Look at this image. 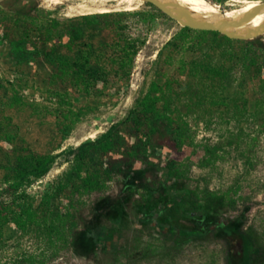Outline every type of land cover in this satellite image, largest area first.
<instances>
[{"label": "rangeland", "instance_id": "1", "mask_svg": "<svg viewBox=\"0 0 264 264\" xmlns=\"http://www.w3.org/2000/svg\"><path fill=\"white\" fill-rule=\"evenodd\" d=\"M89 1L0 0V187L18 148L54 153L48 174L28 187L37 203L45 183L70 173L68 147L125 121L156 86L161 114L175 121L163 129L176 145L123 164L103 191L74 193L79 234L46 264H246L242 240L230 233L253 226L264 243V31L238 39L186 29L147 0L131 10L116 0ZM208 1L225 9L240 4ZM105 5L111 16L96 11ZM93 14L82 24L83 55L106 72L90 94L37 49L64 45L61 55L74 58L76 46H66L70 23ZM52 19L57 27L48 33ZM74 113L80 117L64 139L60 125ZM119 131L128 144L142 140L128 123ZM111 157L101 152L95 164L109 166ZM208 191L227 200L210 199ZM53 204L66 211L68 193ZM4 234L2 263L47 251L12 222Z\"/></svg>", "mask_w": 264, "mask_h": 264}, {"label": "trees", "instance_id": "2", "mask_svg": "<svg viewBox=\"0 0 264 264\" xmlns=\"http://www.w3.org/2000/svg\"><path fill=\"white\" fill-rule=\"evenodd\" d=\"M111 16L112 13H106ZM98 15H85L82 19H75L68 28L69 39L66 46L73 49L76 46L74 58L61 55L64 45L46 48L45 42L37 49V55L52 58L60 75L68 76L72 81L82 86L87 93H93L100 81L104 82L105 70L99 65H92L83 55L84 21L97 18ZM82 20V21H81ZM58 20L52 19L46 32L56 28ZM186 29H191L186 26ZM44 36L45 33L42 32ZM264 48V44H261ZM260 68L263 66L259 65ZM161 97L154 86L143 97L139 105L134 108L125 121L113 124L108 130L100 133L95 138L82 141L77 147L70 146L67 152L74 156L70 173L65 181L57 184L45 183L40 200L36 203L29 193L28 187L34 181L42 180L57 160L54 153H38L29 146L18 148L15 160L11 163L10 173L4 179L0 187V247L6 242L4 227L12 222L23 235H36L40 238L47 251L41 256L35 254L21 255L15 264H46L48 260L57 257L66 248L71 247L75 237L79 234L81 225V213L78 202L72 197L76 194H91L105 190L107 181L120 171L124 164L128 168L136 160L149 157L150 148H162L163 146H175L176 140L168 137L163 125L174 124V119L161 114L159 104ZM80 114L74 113L73 117L64 116L60 125L61 136L67 138ZM128 123L135 134H139L142 140H132L126 143L121 140L119 126ZM109 151L112 154L109 166L96 165L95 162L101 152ZM84 174V177H83ZM68 193L69 206L66 211L53 204L54 200H60ZM210 199H220L224 203L227 199L218 196L216 192L208 191ZM217 202L216 205L220 203ZM209 210L198 212L203 216ZM238 233H230L233 238L241 239L246 252V264H264V243L261 241L258 231L250 226L239 229ZM227 246L231 244L229 235H224ZM1 249V248H0ZM0 264L2 263L0 261ZM231 264V261H228Z\"/></svg>", "mask_w": 264, "mask_h": 264}, {"label": "bare ground", "instance_id": "3", "mask_svg": "<svg viewBox=\"0 0 264 264\" xmlns=\"http://www.w3.org/2000/svg\"><path fill=\"white\" fill-rule=\"evenodd\" d=\"M116 1L118 5L124 4L127 10H131L143 0ZM161 1L168 4L170 8L184 20L192 19L198 22L215 23L219 27L231 28L237 35H245L249 31L264 25V2L260 0H240V4L231 9H225L222 5L212 3L208 0ZM111 7L112 6L107 5L101 6L97 8L96 11L108 12L111 10Z\"/></svg>", "mask_w": 264, "mask_h": 264}, {"label": "water", "instance_id": "4", "mask_svg": "<svg viewBox=\"0 0 264 264\" xmlns=\"http://www.w3.org/2000/svg\"><path fill=\"white\" fill-rule=\"evenodd\" d=\"M147 1H150L151 3L156 5L164 13H166L167 15L171 16L172 18L176 19L177 21H179L184 26H188V27H192V28H196V29H212V30H216V31H219L221 33H224L230 37L238 38V39L253 38L256 35H258L259 33H261L262 31H264V25H262L256 29L249 31L245 35H237L236 33H234V31L231 28L219 27L215 23L198 22V21H195L192 19L184 20L177 13H175L170 8V6L168 4H166L165 2H163L161 0H147Z\"/></svg>", "mask_w": 264, "mask_h": 264}]
</instances>
